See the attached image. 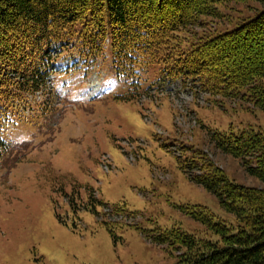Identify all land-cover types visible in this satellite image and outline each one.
<instances>
[{"label": "rangeland", "instance_id": "374dc122", "mask_svg": "<svg viewBox=\"0 0 264 264\" xmlns=\"http://www.w3.org/2000/svg\"><path fill=\"white\" fill-rule=\"evenodd\" d=\"M262 9L264 0L219 6L217 18L193 30H230ZM94 65L105 75L100 99L72 111L62 104L56 110L61 118L42 112L36 125L24 122L5 135L28 149L15 148L0 163V264H173L144 231L202 229L184 215L185 206L234 221L211 191L192 180L201 174L196 165L209 163V170L214 165L237 184L262 187L211 137L264 132L263 111L240 99L165 92L159 67L140 83L146 89L141 96L125 99L130 93L126 97L110 55ZM61 77L70 80L64 88H84L74 73ZM122 205L135 214L114 211Z\"/></svg>", "mask_w": 264, "mask_h": 264}, {"label": "trees", "instance_id": "16d2710c", "mask_svg": "<svg viewBox=\"0 0 264 264\" xmlns=\"http://www.w3.org/2000/svg\"><path fill=\"white\" fill-rule=\"evenodd\" d=\"M245 1L0 0V151L8 149L7 130L21 119L16 104L51 79L58 51L85 64L109 45L118 72L136 76L160 65L166 77L198 81L212 97L247 101L264 112V9L230 30H193L217 18L219 6ZM211 139L262 187L237 184L203 162L192 180L211 191L234 221L185 206L184 215L202 229L157 228L144 235L164 246L173 264H264V132H213ZM114 209L135 214L125 205Z\"/></svg>", "mask_w": 264, "mask_h": 264}]
</instances>
